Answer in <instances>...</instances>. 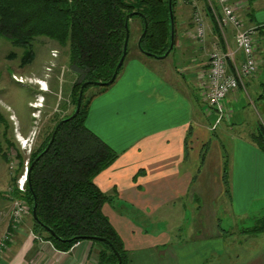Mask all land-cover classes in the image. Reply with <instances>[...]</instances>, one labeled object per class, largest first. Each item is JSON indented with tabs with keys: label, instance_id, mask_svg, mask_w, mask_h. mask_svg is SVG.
<instances>
[{
	"label": "crops",
	"instance_id": "crops-1",
	"mask_svg": "<svg viewBox=\"0 0 264 264\" xmlns=\"http://www.w3.org/2000/svg\"><path fill=\"white\" fill-rule=\"evenodd\" d=\"M232 1L244 27H258L259 66L228 94L222 113L206 102L200 86L210 54L216 47L232 52L229 72L241 66L245 55L237 48L236 29L222 30L207 0H178L180 6L196 8L206 25V36L199 40L194 17L179 12L175 51L185 66L173 63L166 75L134 55L90 103L87 126L119 152L95 183L113 196L103 212L129 250L130 264H264V231H247L264 217V150L254 137L264 126V0ZM203 2L204 10L198 7ZM205 189L212 191V201H206ZM8 192L5 201L0 197V241L7 233L11 240L0 253V264L97 263L92 241L60 251L34 234L32 217L26 216L15 231ZM224 196L227 208L218 200ZM184 224L186 234L197 236L193 244L188 238L173 241L172 232ZM216 227L217 233L200 234Z\"/></svg>",
	"mask_w": 264,
	"mask_h": 264
},
{
	"label": "trees",
	"instance_id": "trees-1",
	"mask_svg": "<svg viewBox=\"0 0 264 264\" xmlns=\"http://www.w3.org/2000/svg\"><path fill=\"white\" fill-rule=\"evenodd\" d=\"M177 4L178 0H173L175 47L172 51L177 43ZM208 11H212L210 5ZM135 19L140 25L137 50L156 58L164 55L171 43L169 0H0V36L9 39L14 46L24 48L22 66L35 59L34 41L37 37L53 39L69 48L70 61L77 74L74 85L76 104L84 82H104L99 85L102 90L93 97L115 82L106 84L122 57L127 24L130 38L121 70L132 53V23ZM146 23L147 31L139 47L138 41ZM9 56L15 57L16 53L11 52ZM90 103L82 101L77 116L61 125L51 147L33 167V161L47 147L53 131L31 151L26 191L21 193L16 188L14 193L25 198L30 205L34 234L49 240L56 249L69 251L75 244L90 240L97 248L96 264H119L117 252L122 258L120 264H130L129 250L103 212V205L112 201L113 196L103 192L95 183V177L118 158L119 152L87 126ZM10 124L9 118L0 110V133L12 144L7 137ZM254 137L264 150L262 124ZM3 157L7 158L5 154ZM17 157L23 164L21 151ZM35 201L36 218L32 214ZM247 231L252 234L264 231V217Z\"/></svg>",
	"mask_w": 264,
	"mask_h": 264
},
{
	"label": "rangeland",
	"instance_id": "rangeland-1",
	"mask_svg": "<svg viewBox=\"0 0 264 264\" xmlns=\"http://www.w3.org/2000/svg\"><path fill=\"white\" fill-rule=\"evenodd\" d=\"M207 4H209L208 0ZM199 5L198 7L204 10V2ZM181 10L184 11L186 17L192 19L196 8H191L187 3H184L183 6L178 3L177 16L182 14L179 13ZM132 24L134 36L131 39L132 53L129 55L128 61L133 55L141 54L136 48V40L140 34L139 20L135 19ZM34 50L35 59L33 62L22 66L21 58L24 48L14 46L9 39L0 36V110L4 112L11 123L7 137L12 143L10 144L6 140L2 132L0 133V197L2 196V202L5 201L3 195L9 193L8 189L11 190L12 198L7 201L9 209L12 208L13 200L19 197L14 191L18 186V178L29 167L31 151L45 140L61 118L70 115L76 107L74 85L77 82V74L70 61L69 48L60 45L53 39L40 36L34 41ZM11 52H15L16 56L10 57ZM141 56L157 66L166 75H169L173 63L179 65L184 59V57L182 58L183 55L176 54L175 50L167 58H156L143 54ZM181 64L186 65L185 62ZM184 71L185 74L188 73V71ZM184 71L181 70V72ZM99 90H102L99 85H88L83 101L91 102L94 98L93 95ZM18 151H21L24 157L23 164L19 163ZM211 153L213 151L209 152L210 155ZM3 154L8 159H5ZM191 155L192 161H194L195 157L192 152ZM203 173L205 172L203 171ZM207 191L205 189L206 201H212V191L209 190V193ZM218 200L223 207L227 208L228 196ZM205 210L207 211L206 207ZM27 216L32 217L31 209ZM227 221L228 218L224 220L226 226ZM184 229L185 224L172 232L174 233L173 241L178 244L188 238L189 243L193 244L192 238L197 237L194 235L195 232L186 234ZM217 232L218 228L216 227V229L204 230L200 234L208 235ZM192 247L190 245L189 250ZM207 259L213 260V257L206 258L205 256V260L208 262ZM145 264L149 263L146 262Z\"/></svg>",
	"mask_w": 264,
	"mask_h": 264
},
{
	"label": "built area",
	"instance_id": "built-area-1",
	"mask_svg": "<svg viewBox=\"0 0 264 264\" xmlns=\"http://www.w3.org/2000/svg\"><path fill=\"white\" fill-rule=\"evenodd\" d=\"M209 5L215 14L218 24L222 30L228 26L234 27L235 42L245 59L236 71L229 72L228 61L233 60L232 52H225L216 47L210 54L207 71L203 74L201 80V89L206 102L220 113L223 112V101L228 94L240 87L243 78L250 77L258 71L259 60L256 55V37L257 26L244 27L243 21L239 15V7L232 0H208ZM196 24L195 36L203 40L206 36V25L202 14L198 11L194 13ZM28 177V168L24 174L18 178L19 192L26 191V182ZM30 206L26 199L18 197L13 200L11 208L12 228L19 231L24 218L28 215ZM11 240V234L7 233L0 241V253L7 247V242Z\"/></svg>",
	"mask_w": 264,
	"mask_h": 264
},
{
	"label": "water",
	"instance_id": "water-1",
	"mask_svg": "<svg viewBox=\"0 0 264 264\" xmlns=\"http://www.w3.org/2000/svg\"><path fill=\"white\" fill-rule=\"evenodd\" d=\"M169 7H170V17H171V43H170V46L167 50V52L160 56L159 58H165L167 57L171 51L174 49L175 47V18H174V9H173V0H169ZM127 35H126V39H125V45H124V51H123V54H122V57L121 59L119 60L116 68H115V71L111 77V79L106 82V84L110 85L112 84L118 77L119 75V72L125 62V59H126V56H127V53H128V42H129V38H130V29H129V25L127 24ZM147 27H148V23H146V26H145V30L142 34V36L140 37L139 41H138V46L140 47L141 46V39L142 37L144 36V34L146 33L147 31ZM90 84H95V85H103L104 82H100V81H86L84 82L82 85H81V89L79 91V96H78V101H77V104H76V108L73 112V114L71 116H69L68 118H63L62 120H60L57 125L55 126V129L52 133V136L50 138V141L47 145V147L45 148V150L35 159V161H33L32 163V167L34 166V164L36 163V161H38L40 159V157L46 153L49 148L51 147L52 143L54 142L55 140V137L61 127V125L68 119H71V118H74L75 116H77V114L79 113L81 107H82V101H83V93H84V89L86 86L90 85ZM28 172H29V169H28ZM32 214H33V217L36 218L37 217V202L35 201L33 206H32ZM53 233V232H52ZM54 234V233H53ZM118 254V257H119V264L121 263L122 261V258L120 256V254L117 252Z\"/></svg>",
	"mask_w": 264,
	"mask_h": 264
},
{
	"label": "flooded vegetation",
	"instance_id": "flooded-vegetation-1",
	"mask_svg": "<svg viewBox=\"0 0 264 264\" xmlns=\"http://www.w3.org/2000/svg\"><path fill=\"white\" fill-rule=\"evenodd\" d=\"M57 125V124H56ZM55 129V128H54ZM54 131V130H53Z\"/></svg>",
	"mask_w": 264,
	"mask_h": 264
},
{
	"label": "bare ground",
	"instance_id": "bare-ground-1",
	"mask_svg": "<svg viewBox=\"0 0 264 264\" xmlns=\"http://www.w3.org/2000/svg\"><path fill=\"white\" fill-rule=\"evenodd\" d=\"M45 89V88H44Z\"/></svg>",
	"mask_w": 264,
	"mask_h": 264
}]
</instances>
